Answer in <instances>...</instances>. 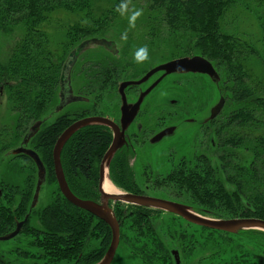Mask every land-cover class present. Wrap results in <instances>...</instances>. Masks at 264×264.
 <instances>
[{
	"label": "trees",
	"instance_id": "1",
	"mask_svg": "<svg viewBox=\"0 0 264 264\" xmlns=\"http://www.w3.org/2000/svg\"><path fill=\"white\" fill-rule=\"evenodd\" d=\"M240 1L147 0L143 15L149 19V26H159L163 34L172 38L186 35L189 42L193 41L197 53L218 66L228 79L225 91L231 98V110L212 124V160L206 157L200 168L191 172L187 181H181L178 187L190 192L189 200L194 206L198 203L212 209V215L217 213L216 218L264 220V78L248 76L246 70L248 60L253 57L264 67V13L255 14L262 32L259 43L263 47L259 50L251 35L226 31V15L231 5ZM119 3L120 0H0V29L25 27L23 37L12 48L7 60L0 61V89L5 91L12 110L18 114L16 132L8 134L6 144L2 143L4 134L0 133V142L6 151L19 148L31 127L41 121V129L25 146L30 145L40 157L47 172V185L56 186L46 205L32 207L37 177L23 187L0 181V237L14 231L17 223L27 216L28 221L14 242L20 244L23 235L34 237L28 250L6 253L0 245V264H21L10 261L8 255L30 260L28 264H96L110 247V227L73 205L61 193L53 150L60 135L70 125L97 115L90 111L96 110L105 89L117 91L128 67L122 64L124 60L119 59V55H110L104 63L102 56L91 59L84 66L87 67L85 71H80L77 66L74 77L86 80L82 90L85 94L81 96L90 99L85 104L91 107L79 113L61 115L49 124L46 118L55 105L58 104L57 111L63 108H60L61 78L69 54L85 40L108 38V32L122 22V16L115 11ZM59 14L75 19L67 24H57L56 33L51 34L48 29ZM112 141L108 128L92 125L79 130L64 146L61 161L65 177L70 190L79 199L99 201L100 165ZM238 151L250 153L252 161L243 164ZM123 153L119 151L111 162L113 180L122 191L138 194ZM11 158L28 160L34 173L37 172L30 157L11 154ZM116 164L120 165L119 169ZM121 205L117 203L114 208L121 228L119 248L128 241L142 264H155L154 259L162 260L159 264H174L172 250L161 243L156 247L155 229L147 212L152 210L124 204L129 211L125 213ZM194 208L197 211V207ZM238 236L253 244V248L239 249V244L238 250L236 247L231 251L224 248L223 253H233L228 264H264V232L247 230ZM94 241L98 243L91 247ZM228 241L232 243L233 239L230 237Z\"/></svg>",
	"mask_w": 264,
	"mask_h": 264
},
{
	"label": "rangeland",
	"instance_id": "2",
	"mask_svg": "<svg viewBox=\"0 0 264 264\" xmlns=\"http://www.w3.org/2000/svg\"><path fill=\"white\" fill-rule=\"evenodd\" d=\"M147 3V0H132V5L138 9H142L144 14H146ZM263 6V0H241L234 6L231 5L230 11H228V15H226L225 18L226 31L234 34L237 33L239 35H251L255 38L258 49L262 50L261 47L263 46L259 43L262 38V32L255 14L259 11L264 13ZM68 16L59 14L55 17L53 20L54 25H52L53 28L51 26V29H48V31H50L49 33H56V29L58 28V26L56 27L57 24H67L69 20L75 19L72 18V16H70L71 18H68ZM121 21V24L118 23L108 32L106 35L108 38L106 39L115 41L118 44V57L119 59L121 58V60H124V62H122L124 67L125 65L128 66L126 74L124 75L126 79L124 78V80L141 79V77L149 72L151 68L153 69L165 62L182 59L185 56L188 58L195 56L205 58L197 53L196 47L192 44L193 41L189 42L186 35H180L178 38H172V36L170 37L168 34H163L159 26H149V19L146 18L145 15H142L137 19L135 28H129L126 16L122 17ZM125 31H127V39L123 40L121 39V36ZM24 32L25 27L23 25L7 31L0 29L1 62H5L7 60L12 48H14L17 42H19V40L23 37ZM145 45L149 50V59L143 64H137L133 59L134 52L137 48ZM124 54L125 56H123ZM110 55L112 56V54L103 47H96L84 53L80 59H78L76 65L72 69V87L77 95L85 94L82 90L86 80H83L78 76L74 77V69L79 66L78 68L80 71H85L87 67L84 68V66L95 57L103 56L105 59L104 63H106L108 59L111 58ZM212 65L214 66L220 79L215 81L207 76H197L199 78V82L191 84L192 87L196 88L197 96L195 97V102L193 101L191 105V102L189 103L187 108L189 110L186 109L185 113H182L181 111L179 112L177 109L182 106V90L188 89V86L181 85L179 82V76L176 74L168 76L163 83L146 98L142 109L147 113H150L151 109L150 115L152 122H156V119L154 118H159L162 111L164 115L168 114V123L162 125L159 129L166 125L173 124L172 122L175 121L178 128L173 136L166 138L158 145L152 146L149 144L147 147H133L134 151L132 149L126 151L123 153V160L124 163L128 164L131 168L132 178L134 180V184L136 185L134 190L138 193L137 195H145L148 197L182 203L192 207L197 214L203 217L212 219L213 216V219H231L228 217L216 218L215 216H217V213L212 215V209L202 207L198 203L197 206H194L192 201L189 200L190 192L182 190V188L178 187V184L181 183V181H187L188 179V175L186 176L182 174L181 165L188 159L194 158L196 151H207V155L212 160L211 128L202 132L199 130L198 126L186 124L188 117L194 113L196 114V112L200 113L195 115L196 117H201L204 113H208V115H210L212 108L218 104L221 98L225 99V104L218 117L221 115L223 116L224 112L231 110V98L226 95L225 91L228 79L218 66L213 63ZM246 70L248 76L257 75L260 78H264V67L261 61L257 58L253 57L248 60ZM75 73H77V71H75ZM160 76V73L155 75L153 79L138 88V90L132 89L130 91H126L128 100L131 102L137 100L139 93L148 89L154 83L153 81ZM120 98L121 96L118 91L116 92L112 88H107L97 104L96 110L94 109V111L92 109L90 112L97 115L114 116V112L117 110V107L120 108L121 106ZM57 106L58 104L55 105L53 110H50L48 113L46 118V122L48 124L54 122L56 118L61 115L79 113L81 110L91 107L90 104L86 105L85 102H76L70 105H65L62 109L57 111L55 108ZM164 106H167V108H163ZM158 107L160 109H158L157 112L152 113L153 111H156V108ZM215 119L212 121V124ZM17 127L18 114L16 111L12 110L5 91L0 89V133L4 134V137L1 139L3 144L9 142L8 134L16 132ZM153 134L149 135L148 140L153 136ZM3 144L0 142V181H5L6 183L16 184L23 187L26 186V184H30V180L35 177L38 178V168L37 172L34 173L32 163L28 160L21 158L12 159V150H3ZM27 148L31 149L30 145ZM238 153L241 159H243V164L247 165L252 161V155L250 153L245 151H238ZM120 161L122 162V160ZM215 161L218 162L217 159H215ZM115 167L119 169L120 165L116 164ZM194 170L195 169H193V172ZM112 173L113 171L109 167L106 171V179L109 180L110 184L115 188V193L124 192L117 184H115ZM46 177L40 189L36 204L38 207L47 204L49 194L52 192L51 190L56 188L55 185H52L53 187L47 185ZM111 205L114 209L116 203L112 202ZM193 206L197 207V211ZM121 209L124 210L125 213H129L127 205H121ZM151 210L152 211L147 212L150 213V220H152V226L155 229V238L158 242H155L157 243L156 247L159 243H161L164 247L172 250V255L174 251H177L180 255L181 264H228L233 257V253H223L224 248L231 251L236 247L238 250V244L239 249L253 248V244H250L246 239L242 240V238L238 236L239 233L231 236L226 235L225 232L222 234L221 231V233L213 231L209 232L204 229L205 227L189 223L183 220V218L181 219L180 217H177L175 214L156 209ZM21 232L19 235H21ZM17 237L10 241L1 242L4 243L0 244L1 249L6 251V253L13 250H28V244L31 243V241L33 242L34 239L31 235H23L20 238L19 244L14 242ZM230 237L233 239L232 243H229L228 241ZM127 242L128 241L118 248L113 264H142L139 256L133 251L132 247L130 248ZM97 243L98 242L96 241L92 242L91 247ZM31 250L38 251L36 248H31ZM173 258L174 264H176L175 257L173 256ZM8 259L21 264L31 263L30 260L25 261L15 255H8ZM147 259H149V257ZM154 261L155 264H159V261L162 260L154 259Z\"/></svg>",
	"mask_w": 264,
	"mask_h": 264
},
{
	"label": "water",
	"instance_id": "3",
	"mask_svg": "<svg viewBox=\"0 0 264 264\" xmlns=\"http://www.w3.org/2000/svg\"><path fill=\"white\" fill-rule=\"evenodd\" d=\"M96 47H103L113 55L119 54L117 45L113 41H109L106 39L93 38L88 39L80 43L77 47H75L72 52L69 54L68 59L63 67L62 78H61V91L64 92L65 89L70 90L71 97L66 100L65 104L74 103L84 101V98L74 97L72 95L71 89V72L73 67L75 66L78 59L87 51L94 49ZM164 71V77L171 75L172 73H184V72H200L204 74H208L212 77L213 80L218 81L220 79L218 73L216 72L214 66L210 61L203 57L195 56L193 58H182L174 61H170L164 65L158 66L151 70L143 79L133 82L128 81L124 82L120 86V95L122 97L123 102V120L125 125L129 124L134 118L137 110L139 109L143 99L156 87V84L153 85L149 90H147L143 95H141L138 103L133 107V110H130V105L127 104V98L125 89L132 85H139L143 82H146L150 77L154 74ZM65 96L61 95V107H64V98ZM225 104V99L221 98L218 104L212 108V121L218 117L219 113L222 111ZM92 125H105L114 130V141L112 142L110 148L105 154L102 164L100 166V193L101 199L100 202H94L90 200H82L76 197L72 191L70 190L65 173L62 166L61 155L64 146L71 139V137L77 133L82 128L92 126ZM42 126V122L38 121L34 124L29 133L26 135L23 144L12 151L13 155H26L30 157L38 168V183L37 189L34 196V201L32 207H36L39 193L43 182L46 177V169L38 156V154L28 149L25 145L29 143L32 137H34L37 132L40 130ZM175 128H170L164 132H162L159 136L156 137V141L161 140L165 136H169L174 132ZM123 137L118 127L110 120L106 118L100 117H88L74 122L70 125L59 137L57 140L54 150H53V159L55 165V174L57 178V182L60 188L61 193L65 196V198L71 202L73 205L93 214L98 217L102 221H104L111 229L112 232V241L110 247L104 258L96 263V264H112L116 253L118 251L120 245V236H121V228L119 221L114 213L111 203H124L128 205H135L145 208H151L156 210L165 211L167 213L175 214L185 221L209 228L216 231H221L230 234H238L241 231L247 230H258L264 232V220L255 219V218H232V219H211L207 217H203L197 214L192 207L173 202L165 199H158L154 197H148L145 195H137L132 193H114L110 194L104 191L103 185L106 180V171L109 169L112 159L114 158L117 151L123 146ZM29 216L25 218L24 221H21L17 224L16 229L7 234L5 236L0 237V242H6L13 240L15 237L19 235L22 231L23 227L28 221ZM173 256L175 257L176 264H181L180 255L177 251L173 252Z\"/></svg>",
	"mask_w": 264,
	"mask_h": 264
},
{
	"label": "flooded vegetation",
	"instance_id": "4",
	"mask_svg": "<svg viewBox=\"0 0 264 264\" xmlns=\"http://www.w3.org/2000/svg\"><path fill=\"white\" fill-rule=\"evenodd\" d=\"M106 40H108V39H106ZM109 41H112V40H109ZM113 42H115V41H113ZM116 45H117V48H118V44L117 43H116ZM118 51H119V48H118ZM118 55L119 54L114 55V56H118ZM184 58H188V57L185 56ZM189 58H193V57H189ZM166 63H168V62L162 63V64H160L158 66L164 65ZM154 68H156V67H154ZM153 69L151 68V70H153ZM151 70H149V72ZM149 72L144 74L141 77V79L144 78ZM159 73L161 74V76L159 78H157L155 81H153L154 83L148 89H146L145 91H141L139 93V97H138L137 100H135L134 102H131L130 100H128L126 91H130L132 89L133 90H138V88L142 87L144 84H146L148 81L153 79V77L155 75L159 74ZM164 74H165L164 71H160V72L154 74L152 77H150L146 82H143V83H141L139 85H132V86H129V87H127L125 89L126 98H127V104L131 106L130 110H133V107L140 100L141 95H143L147 90H149L153 85H155L157 83L156 87L143 99L139 109L137 110V113L135 114L134 118L132 119V121L129 124L125 125V123H124L125 120H123V109H122L123 108V102H122V97L120 98L121 99V106H120V108L117 107V110H115V112H114V114H115L114 116H110V115L89 116V117L106 118V119L112 121L118 127L119 131L122 134L123 140H124L123 141V146L119 149V151H122V152L125 153L128 150H131V149L133 150V147H147L149 144L152 145V146L153 145H158L159 143H161L166 138H169V137L173 136L174 133L176 132V130L178 128V126L176 125V121L172 122L173 124L166 125V126H164V127L159 129V127H161L162 125L168 123V114L164 115L163 111L161 110L162 112L160 114V117L159 118L158 117L154 118V119H156V122H152L151 121L152 120L151 119V115H150L151 109H150V113L149 112L148 113L144 112L143 109H142L143 108L142 106H143L144 102L146 101V98L156 88H158L168 76H170V75H168V76L164 77ZM175 74L179 76V82H180L181 85L188 86V89L182 90V96H183L182 106L178 107V109H177V110H179V112L181 111L182 113H185L186 109L188 108L189 103L191 102L190 103V105H191L193 101L195 102V97L197 96L196 95V88L191 86V84H195V83L199 82L198 81L199 78L197 76H207L210 79H212V77L210 75H208V74H204V73H200V72L172 73L171 75H175ZM141 79H138V80L137 79H135V80H124V81L119 82L118 83V87H117V91H118L119 95H120V92H119L120 91V86H121L122 83L128 82V81L136 82V81H139ZM70 85H71V89H72V95L74 97H81V98L85 99L84 101H80V102H85V103L86 102H90L89 98H86V97L81 96V95H77V93H75V91L73 90V87H72V85H73L72 72H71V83H70ZM61 95L65 96V98L63 97L64 98V105L72 104V103L65 104L66 100L69 97H71L70 90L68 91V89H65L64 92ZM74 103H76V102H74ZM163 108H167V106H164ZM158 109H160V108L159 107L156 108V111H153L152 113L157 112ZM187 110H189V109H187ZM166 111H167V109H166ZM198 114H200V113L196 112V114L194 113V114L190 115V117H188V119L186 120L187 121L186 124L196 125V126H198L199 130L202 131V132L207 131V129H209V128H211V130H212V110L210 112V115H208V113H204V114H202L201 117H196L195 115H198ZM146 116H148V117H146ZM86 118H88V117H86ZM79 120H81V119H79ZM101 126H104V127L108 128V130L112 134V138H113V141H114V136H115L114 130L112 128L108 127V126H105V125H101ZM170 128H175L174 132L172 134H170L169 136L163 137L161 140H158V142H157L156 141V137L159 136L162 132H164V131H166V130H168ZM150 134H153V136L148 140V137H149ZM206 157H209L207 155V151H205V152L196 151V154H195L194 158L188 159L186 162L182 163V165H181L182 166V174L187 176V175H190L191 172H193V169H195L194 171L199 169L200 166H201L202 161ZM184 160H186V159H184ZM56 180H57V178H56ZM57 184H58V182H57ZM100 199H101V197H100ZM100 199H99V202H100ZM16 227H17V225H16Z\"/></svg>",
	"mask_w": 264,
	"mask_h": 264
},
{
	"label": "clouds",
	"instance_id": "5",
	"mask_svg": "<svg viewBox=\"0 0 264 264\" xmlns=\"http://www.w3.org/2000/svg\"><path fill=\"white\" fill-rule=\"evenodd\" d=\"M115 11L119 13L120 16L127 17L129 28H135L137 19L143 15L142 9H138L132 5V0H120ZM121 39H127V31L122 34ZM133 59L137 64H143L146 62L149 59L148 47L145 45L137 48L134 52ZM105 191H109L107 183L105 185Z\"/></svg>",
	"mask_w": 264,
	"mask_h": 264
},
{
	"label": "bare ground",
	"instance_id": "6",
	"mask_svg": "<svg viewBox=\"0 0 264 264\" xmlns=\"http://www.w3.org/2000/svg\"><path fill=\"white\" fill-rule=\"evenodd\" d=\"M107 183V187L109 188V191H106L107 193H110V194H114L116 192L115 188L110 184L109 180H105L104 182V185H103V188H104V191H105V185Z\"/></svg>",
	"mask_w": 264,
	"mask_h": 264
}]
</instances>
